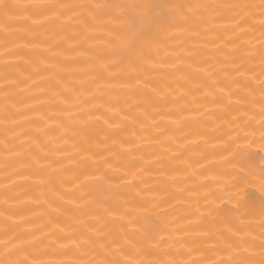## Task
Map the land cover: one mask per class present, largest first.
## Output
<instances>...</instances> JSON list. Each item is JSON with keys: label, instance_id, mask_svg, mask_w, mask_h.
Wrapping results in <instances>:
<instances>
[{"label": "bare ground", "instance_id": "1", "mask_svg": "<svg viewBox=\"0 0 264 264\" xmlns=\"http://www.w3.org/2000/svg\"><path fill=\"white\" fill-rule=\"evenodd\" d=\"M0 264H264V0H0Z\"/></svg>", "mask_w": 264, "mask_h": 264}]
</instances>
